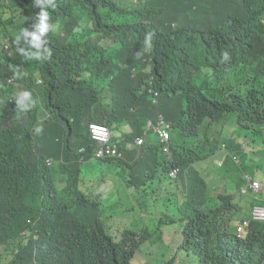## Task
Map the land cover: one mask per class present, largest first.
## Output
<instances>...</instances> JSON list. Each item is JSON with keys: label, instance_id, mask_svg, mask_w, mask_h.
Instances as JSON below:
<instances>
[{"label": "clouds", "instance_id": "obj_1", "mask_svg": "<svg viewBox=\"0 0 264 264\" xmlns=\"http://www.w3.org/2000/svg\"><path fill=\"white\" fill-rule=\"evenodd\" d=\"M74 3L0 0V130L57 242L0 264H264V0Z\"/></svg>", "mask_w": 264, "mask_h": 264}, {"label": "trees", "instance_id": "obj_2", "mask_svg": "<svg viewBox=\"0 0 264 264\" xmlns=\"http://www.w3.org/2000/svg\"><path fill=\"white\" fill-rule=\"evenodd\" d=\"M58 1L64 3L68 0ZM69 1L71 2L73 0ZM81 1L82 0H76V3H74L73 6L76 8V10L83 12L84 6L80 4ZM184 22H186V20ZM16 165L21 166L14 167ZM12 167L14 168L10 171V168ZM6 170L10 171L7 178L10 196L6 199L2 210H0V251H7L14 248L16 241L13 239L12 235L22 233H33L32 235L36 237V239L34 238V240H32V244L35 241L39 242L44 240L56 247L57 242L55 237L51 235L47 229L44 215L45 204L43 203L41 196L35 192L38 189L37 184L40 182L41 176L43 175L42 170L40 171L38 165L33 160L23 157V153L20 152L18 146L13 143L10 134H8L6 131L0 130V171L4 172ZM38 173L39 175H37ZM65 198H67V196H65ZM77 207L85 213H90L92 215H97L100 210H102L104 213H107L106 209L102 205L98 206L94 204H78ZM116 221H118L120 224H123V220L111 219L109 222L104 224V227L110 230L112 228L109 226L110 223ZM20 245V248L27 249L28 246L30 247L31 243L26 237H22ZM194 251L197 254H203L204 252L200 247H196ZM205 254L209 255L207 251ZM50 255L51 258L49 257L48 259H52V264H62L61 256L58 253H54L53 249H51ZM187 264L193 263L189 261Z\"/></svg>", "mask_w": 264, "mask_h": 264}, {"label": "rangeland", "instance_id": "obj_3", "mask_svg": "<svg viewBox=\"0 0 264 264\" xmlns=\"http://www.w3.org/2000/svg\"><path fill=\"white\" fill-rule=\"evenodd\" d=\"M146 249L147 250H149V251H151V250H154L155 248L154 247H148V246H146ZM173 256V258L175 257V254L174 255H172ZM177 257H175L174 258V263L175 264H181V259L180 258H177ZM169 259H170V254H169Z\"/></svg>", "mask_w": 264, "mask_h": 264}, {"label": "bare ground", "instance_id": "obj_4", "mask_svg": "<svg viewBox=\"0 0 264 264\" xmlns=\"http://www.w3.org/2000/svg\"><path fill=\"white\" fill-rule=\"evenodd\" d=\"M36 174V173H35ZM37 175H39V173L37 174ZM8 185V184H7ZM10 189V188H9ZM22 189H23V187H22ZM35 189V188H34ZM24 190V189H23ZM11 191H12V189H11ZM20 191V190H19ZM13 192V191H12ZM32 193V192H31ZM34 196V195H33ZM21 199V198H20ZM30 199V198H29ZM13 200V199H12ZM26 200V199H25ZM24 202H26V201H24ZM12 204V203H11ZM27 204V203H26ZM16 205V204H15ZM10 207V206H9ZM17 207V206H16ZM32 207V206H31ZM18 209V208H17ZM42 209V208H41ZM7 210V209H6ZM10 211V210H9ZM16 211V210H15ZM29 211V210H28ZM7 212H8V210H7ZM95 212L97 213V211L95 210ZM10 213V212H9ZM13 213V212H12ZM20 214V213H19ZM98 214V213H97ZM10 215V214H9ZM11 216V215H10ZM12 217V216H11ZM4 218V217H3ZM13 219V218H12ZM22 229H24V228H22ZM32 229V228H31ZM25 230H27V229H25ZM33 234V233H32ZM34 242V241H33ZM27 244H28V242H27ZM29 247V246H28ZM51 251V250H50ZM51 258V257H50ZM177 259V258H176ZM52 260V259H51Z\"/></svg>", "mask_w": 264, "mask_h": 264}]
</instances>
